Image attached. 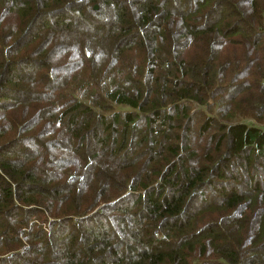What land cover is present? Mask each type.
<instances>
[{
	"label": "trees",
	"instance_id": "obj_1",
	"mask_svg": "<svg viewBox=\"0 0 264 264\" xmlns=\"http://www.w3.org/2000/svg\"><path fill=\"white\" fill-rule=\"evenodd\" d=\"M263 113L264 0H0V264H264Z\"/></svg>",
	"mask_w": 264,
	"mask_h": 264
},
{
	"label": "rangeland",
	"instance_id": "obj_2",
	"mask_svg": "<svg viewBox=\"0 0 264 264\" xmlns=\"http://www.w3.org/2000/svg\"><path fill=\"white\" fill-rule=\"evenodd\" d=\"M95 6V5H94ZM240 95V94H239ZM243 104H245V103H242V104H238L237 105V108H239V109H241V110H243V111H246V107L243 105ZM264 117V113L262 114V118ZM255 121H257L256 119H254ZM254 120H252V119H248L247 120V122H255Z\"/></svg>",
	"mask_w": 264,
	"mask_h": 264
},
{
	"label": "water",
	"instance_id": "obj_3",
	"mask_svg": "<svg viewBox=\"0 0 264 264\" xmlns=\"http://www.w3.org/2000/svg\"><path fill=\"white\" fill-rule=\"evenodd\" d=\"M94 8H96V6H94Z\"/></svg>",
	"mask_w": 264,
	"mask_h": 264
}]
</instances>
